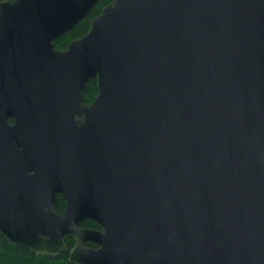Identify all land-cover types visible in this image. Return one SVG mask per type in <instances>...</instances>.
<instances>
[{
  "label": "water",
  "instance_id": "water-1",
  "mask_svg": "<svg viewBox=\"0 0 264 264\" xmlns=\"http://www.w3.org/2000/svg\"><path fill=\"white\" fill-rule=\"evenodd\" d=\"M98 1L0 2V234L72 239L73 264H264V0H112L56 49Z\"/></svg>",
  "mask_w": 264,
  "mask_h": 264
},
{
  "label": "trees",
  "instance_id": "trees-1",
  "mask_svg": "<svg viewBox=\"0 0 264 264\" xmlns=\"http://www.w3.org/2000/svg\"><path fill=\"white\" fill-rule=\"evenodd\" d=\"M5 1V0H0ZM12 1V0H9ZM112 0H99L91 9L86 18L80 21L71 30L64 33L60 38L55 40L54 46L57 49L65 48L69 42L82 37L89 29L90 20L95 18L101 9L110 3ZM97 93L96 81L90 80L85 89L86 101H91ZM56 211H61L63 208L62 202L59 200L55 204ZM0 264H73L69 261V249L60 256H46L35 254L28 249L11 245L0 234Z\"/></svg>",
  "mask_w": 264,
  "mask_h": 264
},
{
  "label": "flooded vegetation",
  "instance_id": "flooded-vegetation-1",
  "mask_svg": "<svg viewBox=\"0 0 264 264\" xmlns=\"http://www.w3.org/2000/svg\"><path fill=\"white\" fill-rule=\"evenodd\" d=\"M54 44V43H53ZM55 47V46H54ZM57 49V48H56ZM63 49H65V48H62V49H59V50H63ZM92 80H94V79H92ZM96 81V80H95ZM87 86V85H86ZM86 89V88H85ZM85 90L83 91V93H82V96H83V102L85 103V104H89L91 101H86V99H85ZM96 95V94H95ZM95 97V96H94ZM93 97V98H94ZM61 201L62 202V204H63V208H62V210L61 211H57L59 214H62L63 213V211H64V203H65V201H64V199L62 198V197H60V196H58V199H57V201L55 202V204L58 202V201ZM55 204H54V209H55V211H56V208H55ZM80 227H83V228H89V229H93V230H97V231H102V228H101V226H99L98 224H96V223H94L93 221H91V220H85V221H83L80 225H79ZM66 244H67V246H68V249L70 250V248L74 245V241L72 240V239H67L66 240ZM89 247H91V248H93V249H95V250H98V249H100L101 248V245H98V244H96V245H93V244H91V245H89ZM128 253H125V257L127 258H132L133 257V259L136 257L135 256V253H133L132 255L130 254V248L128 249ZM252 255H254V254H252ZM132 256V257H131ZM256 258L257 257H251V258H249V259H247L246 261L247 262H252V261H255L256 260ZM140 264H148V261L145 259V260H143V259H141L140 260Z\"/></svg>",
  "mask_w": 264,
  "mask_h": 264
}]
</instances>
